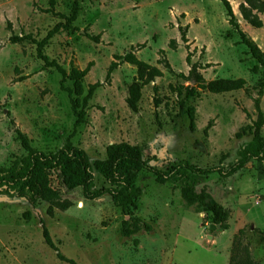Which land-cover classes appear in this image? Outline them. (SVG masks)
<instances>
[{"label": "rangeland", "instance_id": "obj_1", "mask_svg": "<svg viewBox=\"0 0 264 264\" xmlns=\"http://www.w3.org/2000/svg\"><path fill=\"white\" fill-rule=\"evenodd\" d=\"M243 1L228 0L239 30L264 53V12L253 11L261 27L250 26L238 8ZM54 2L48 13V0H0V167L26 156L15 129L26 135L33 149L46 154L69 141L91 163L104 158L109 144L126 142L143 146L148 165L162 171L187 164L221 167L226 172L234 165L251 141V136L236 138V134L255 121L256 98L264 113V91L258 95L261 70L251 72L257 64L239 43L237 31L228 25L220 0L80 2L72 28L56 33L43 51L67 73L92 63L83 79L79 104L88 85L102 83L76 128L67 93L59 86L60 76L53 69H42L33 43L9 41L20 35L39 41L56 23H64L60 15L69 14L73 0ZM179 27H187L186 44L180 40ZM172 39L174 49L169 48ZM131 49L139 60L162 72L141 88L136 113L125 103L136 68L123 63L105 80L113 56ZM161 49L163 56L158 54ZM187 53L206 81L242 78L246 83L241 90L221 94L198 89V95L186 104L194 109L193 129L188 117H176L178 98L170 88L194 86L173 74H188ZM158 59H165L170 70L157 63ZM63 86L71 88L72 84L65 80ZM261 135L264 138V125ZM94 181V190L107 187L96 172ZM135 185L142 194L137 210L127 219L110 196L87 200L81 189L63 188L56 175L52 186L69 207L55 208L52 216L47 215L44 201L30 205L0 192V264H67L45 244L41 222L59 253L75 264H245L247 259L248 264H264L263 162L251 160L229 176L211 174L196 186L197 192L204 189L225 214L213 231H209L213 224L209 213L185 205L180 182L157 184L151 173L141 171ZM130 218L140 219L150 230L139 225L124 237L121 225Z\"/></svg>", "mask_w": 264, "mask_h": 264}, {"label": "trees", "instance_id": "obj_2", "mask_svg": "<svg viewBox=\"0 0 264 264\" xmlns=\"http://www.w3.org/2000/svg\"><path fill=\"white\" fill-rule=\"evenodd\" d=\"M85 0H73L69 14L65 17L64 23H56L51 30L39 41L33 39L30 35L13 36L9 39L12 44L30 41L35 46V56L42 63V69H53L59 76L60 89L65 91L68 96L71 111L76 120L73 127L76 128L83 119V110L87 106L88 101L92 98L94 92L102 86V83L96 82L88 85L85 95H83L79 104L78 97L83 94V79L87 75L91 64L83 69L71 68L67 73L65 69L58 64L56 60L50 59L44 54V48L49 40L58 32L71 29V24L76 20L80 11V2ZM227 17L228 25L237 31L239 43L247 49V53L255 60L257 66L251 68L252 73H256L258 68L260 78L257 82V92L261 95L264 91V53L258 48L252 39H250L243 31L238 28V23L232 13L228 0H220ZM49 9L46 12H52L54 0H48ZM239 11L242 19L254 28L261 27V21L257 18L256 13L264 12V3L261 0H244L239 5ZM180 32V40L187 43L185 28H178ZM231 36L230 31L225 34L226 38ZM97 41L98 37H90ZM175 41H169V48L174 49ZM187 46V45H186ZM138 45L137 48H142ZM159 55L164 54L161 49ZM185 62L190 67L187 75L176 72L173 73L177 79L185 82L192 81L194 86L171 87L176 93L177 109L176 117L183 116L189 119V128L193 129V112L194 109L188 107L187 101L198 95L197 90H205L212 94H221L241 90L245 86V80L237 79H216L206 81L197 71L198 67L191 64L190 54L187 53ZM126 63L136 68V79L127 88V97L125 103L127 107L134 113L138 111V102L141 97V88L153 83L156 78L162 76V72L156 67L144 61L139 60L131 49L121 55H114L110 62L105 80L109 81L111 73L121 64ZM157 63L164 64L165 68L170 70L168 62L158 59ZM206 67L209 64L205 65ZM69 80L72 84L71 88H65L63 83ZM75 96V98H74ZM254 108L256 111V119L251 125L241 129L236 134V138L242 136H251V141L243 147L237 161L226 172L221 167L199 168L193 165L178 164L166 171L159 170L148 165L144 159V147L131 145L126 142L109 144L105 148L104 158L96 159L92 163L89 161L86 153L72 145L67 141L61 148L54 153H43L33 149L26 135L18 129L14 130L17 140L22 149L26 152V156L20 160H16L9 167H0V192L12 195L16 198L25 199L30 205H34L37 201H44L48 204L46 213L48 216L53 215V210H66L69 204L66 200H61L58 190L52 186V177L56 175L59 184L68 191L81 189L83 198L87 200H95L104 195L111 198L114 207L118 208L124 215L128 216L130 212L137 210L138 199L142 194V189L135 185V180L141 171L151 173L157 184L166 182L181 184V198L187 207H191L195 212L209 213L211 222L219 225L224 220V212L222 207L213 201L211 196L204 190L196 191V186L201 184L202 180L211 175L229 176L234 172L243 168L251 160L264 163V138L261 135V129L264 125V113L260 108L259 99L254 100ZM79 109V111H77ZM94 172L99 174L106 182L107 187H101L94 190ZM28 217V213L25 214ZM139 225L146 230H150V226L141 222L138 218H130L129 221L124 220L121 225V234L129 237L139 228ZM42 235L45 244L56 252V257L67 264H75L73 260L65 258L59 253L57 247L50 239L48 230L43 222H41ZM248 259L245 264H248Z\"/></svg>", "mask_w": 264, "mask_h": 264}, {"label": "water", "instance_id": "obj_3", "mask_svg": "<svg viewBox=\"0 0 264 264\" xmlns=\"http://www.w3.org/2000/svg\"><path fill=\"white\" fill-rule=\"evenodd\" d=\"M128 217L126 216V219H127ZM217 227H219V225H213V224H211V225H209V231H213L215 228H217ZM208 238H211V236L209 235L208 236Z\"/></svg>", "mask_w": 264, "mask_h": 264}]
</instances>
